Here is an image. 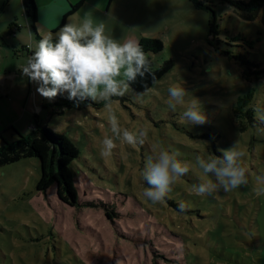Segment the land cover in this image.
I'll return each instance as SVG.
<instances>
[{"label":"rangeland","instance_id":"374dc122","mask_svg":"<svg viewBox=\"0 0 264 264\" xmlns=\"http://www.w3.org/2000/svg\"><path fill=\"white\" fill-rule=\"evenodd\" d=\"M138 1L150 15L148 32L163 41L160 51L147 53L152 65L173 61L171 66L148 89L129 87L125 96L112 98L116 133L105 101L61 110L54 98H45L27 132L38 121L75 140L79 154L70 166L80 203L61 201L53 183L36 190V157L0 165V264H264V194L255 191L264 188L257 180L264 174L263 12L247 19L232 0H203L212 6L211 20L210 10L190 0ZM1 5L12 7L8 0ZM176 84L188 93L185 101L199 100L204 124L181 119L186 105L168 107V88ZM247 91L248 105L238 107ZM2 109L3 115L18 114L0 100V117ZM125 128L143 143L126 144ZM104 138L116 145L108 157L101 156ZM234 145L245 154L247 183L196 195L193 185L216 182L197 158L207 162ZM160 150L178 153L190 171L170 184L166 202L153 204L143 195L153 186L141 173Z\"/></svg>","mask_w":264,"mask_h":264},{"label":"clouds","instance_id":"9594fccd","mask_svg":"<svg viewBox=\"0 0 264 264\" xmlns=\"http://www.w3.org/2000/svg\"><path fill=\"white\" fill-rule=\"evenodd\" d=\"M105 23L94 24L90 13H85L79 23H65L60 27L54 41L52 32H47L37 43V46L27 58L26 64L21 65L22 74L38 85L36 91L44 98L51 100L58 94L67 93L68 100L92 102L105 101L109 109L108 123L113 133L118 131L116 114L111 110L113 97H123L129 92V82L137 76L153 75L148 54L137 41L131 39L119 42L105 33ZM142 93H137L139 98ZM168 107L175 111L177 105H186L181 119L191 124H204L206 116L201 110L196 98L185 101L188 93L182 85L176 84L168 88ZM175 101V103H173ZM147 133L142 129L140 136ZM123 141L128 145L138 146L136 137L125 128L122 132ZM102 157L112 155L116 147L112 139L104 138ZM221 156H209L207 162L197 158L198 167L206 175L215 174L216 182L207 179L193 185L198 196L211 195L222 185L224 191H231L247 183L245 172L241 165L244 152L234 145L227 150H221ZM178 153L160 150L155 157V163L148 165L149 170L142 172V179L153 187L144 189L143 195L153 204L166 202L164 196L171 191L174 184L182 176L189 173L187 161H180ZM264 180V174L257 177ZM259 196L264 194V188L255 189ZM181 212L185 211L183 202L178 204Z\"/></svg>","mask_w":264,"mask_h":264},{"label":"crops","instance_id":"0c3cea01","mask_svg":"<svg viewBox=\"0 0 264 264\" xmlns=\"http://www.w3.org/2000/svg\"><path fill=\"white\" fill-rule=\"evenodd\" d=\"M8 1L12 3L11 9L9 7L6 10L0 6V92L4 93L0 100H3L12 111L17 109L18 114L3 115L4 110H1L3 117H0V134L5 139L11 136L10 130L7 129L10 125L21 133H27L30 120L36 119L35 112L45 101L35 89L38 85L23 75L20 67L26 64L30 56L24 46H28V50L33 53L38 41L23 10L22 0ZM77 1L34 0L35 32L41 37L47 32H52L57 38L60 27L65 23H79L85 13H90L94 24L104 22L106 35L121 43L129 39L138 42L141 37L157 35L148 32L152 30L148 25L150 15H145L146 10L138 0H83L75 11L64 16ZM3 11L4 13H1ZM9 33L11 36L7 39L5 35Z\"/></svg>","mask_w":264,"mask_h":264},{"label":"trees","instance_id":"16d2710c","mask_svg":"<svg viewBox=\"0 0 264 264\" xmlns=\"http://www.w3.org/2000/svg\"><path fill=\"white\" fill-rule=\"evenodd\" d=\"M82 2L83 0H78L72 4L71 8L64 16L75 11ZM190 2L196 8L210 10L212 14L211 20L214 18L211 4L203 0H190ZM231 4L234 8L243 12L247 19L254 18L259 11L263 12L264 18V0H232ZM22 7L25 15L30 21L34 36L36 40L39 41L42 37L37 34L34 29V22L36 20L34 0H22ZM212 31L213 30L210 29V32ZM53 39L55 41L56 37ZM138 43L146 54L160 51L163 46V41L160 38L152 36L141 37ZM24 49H26L27 53L30 55L32 54V52L28 50V46H24ZM172 62L173 61H168L157 66L151 64L153 75L146 74L144 78L137 76L134 81L129 82V87L137 92L148 89L166 72ZM251 97V91H247L239 96L237 98V106L243 107L248 105ZM102 102L104 101L94 103L90 99H84L78 102L77 100H68L66 95L59 94L53 99V105L61 110L62 108H82L88 104H93L97 107ZM245 113L251 120V109L247 108ZM38 126V124H35V128L29 129V132L21 133L10 125L7 129L10 130L11 136L5 139L0 134V165L14 162L21 158L36 157L38 159L40 171L35 184L36 190L44 191L48 185L53 183L61 201L71 206H78L80 202L73 183V173L70 166L72 160L79 154L76 142L66 134L51 129L46 123Z\"/></svg>","mask_w":264,"mask_h":264},{"label":"built area","instance_id":"2783aa9c","mask_svg":"<svg viewBox=\"0 0 264 264\" xmlns=\"http://www.w3.org/2000/svg\"><path fill=\"white\" fill-rule=\"evenodd\" d=\"M29 127H33V126L30 124Z\"/></svg>","mask_w":264,"mask_h":264},{"label":"water","instance_id":"95a60500","mask_svg":"<svg viewBox=\"0 0 264 264\" xmlns=\"http://www.w3.org/2000/svg\"><path fill=\"white\" fill-rule=\"evenodd\" d=\"M151 64H152V62H151Z\"/></svg>","mask_w":264,"mask_h":264}]
</instances>
